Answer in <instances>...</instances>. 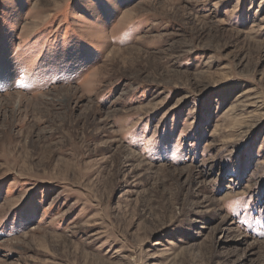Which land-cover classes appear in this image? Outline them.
I'll return each instance as SVG.
<instances>
[{"label":"rangeland","instance_id":"obj_1","mask_svg":"<svg viewBox=\"0 0 264 264\" xmlns=\"http://www.w3.org/2000/svg\"><path fill=\"white\" fill-rule=\"evenodd\" d=\"M0 264H264V0H0Z\"/></svg>","mask_w":264,"mask_h":264}]
</instances>
